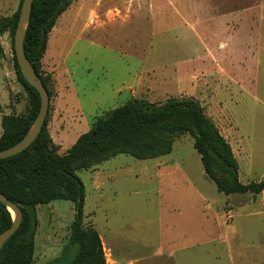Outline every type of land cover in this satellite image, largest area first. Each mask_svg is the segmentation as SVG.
I'll use <instances>...</instances> for the list:
<instances>
[{"label": "rangeland", "instance_id": "1", "mask_svg": "<svg viewBox=\"0 0 264 264\" xmlns=\"http://www.w3.org/2000/svg\"><path fill=\"white\" fill-rule=\"evenodd\" d=\"M19 2L0 0V18ZM2 41L0 135L3 113L31 107L8 32ZM41 72L59 153L134 98L194 97L230 141L241 181L264 179V0H74ZM78 175L84 225L99 232L107 264H264V191L220 192L189 134L166 155L120 154ZM36 210L33 264H45L67 243L76 205Z\"/></svg>", "mask_w": 264, "mask_h": 264}, {"label": "trees", "instance_id": "2", "mask_svg": "<svg viewBox=\"0 0 264 264\" xmlns=\"http://www.w3.org/2000/svg\"><path fill=\"white\" fill-rule=\"evenodd\" d=\"M74 0H35L25 36V53L49 90L41 65L49 35L58 18ZM23 0L11 16L0 18L1 36L8 32L14 51L19 81L30 97L27 114L2 116L0 150L19 142L32 127L41 107L39 91L23 76L15 52V32ZM49 115L42 131L24 151L0 160V191L23 210L18 230L4 243L0 264H33L38 225L37 206L54 200L75 203L71 233L60 255L45 264H107L101 236L94 227L84 225L86 187L78 171L89 170L120 154L151 159L173 150L177 136L189 134L201 155L206 175L227 195L264 191V179L244 183L240 165L230 141L194 97L169 98L150 102L134 98L98 117L64 153L48 128ZM13 213L0 201V234L13 224Z\"/></svg>", "mask_w": 264, "mask_h": 264}, {"label": "water", "instance_id": "3", "mask_svg": "<svg viewBox=\"0 0 264 264\" xmlns=\"http://www.w3.org/2000/svg\"><path fill=\"white\" fill-rule=\"evenodd\" d=\"M34 1L35 0H23L20 9L19 21L15 32L14 44H15L16 56L21 71L23 73V76L32 86H34L39 91L41 97V107L32 127L29 129L26 135L19 142L12 145L11 147L0 150V160L14 156L24 151L26 148H28L42 131L49 113V105H50L49 91L46 85L44 84L41 76L39 75L33 64L30 62V60L28 59L24 47L25 36L31 19V13H32ZM0 201L6 204L9 210L13 213V217H14L13 224L0 234V254H1V250L4 243L20 227L24 214L22 208L19 205H17L15 202L10 200L1 191H0Z\"/></svg>", "mask_w": 264, "mask_h": 264}, {"label": "crops", "instance_id": "4", "mask_svg": "<svg viewBox=\"0 0 264 264\" xmlns=\"http://www.w3.org/2000/svg\"><path fill=\"white\" fill-rule=\"evenodd\" d=\"M2 38H3V35L1 36L0 43H2V42H3V41H2ZM4 43H5V41H4ZM14 104H15V103H14ZM4 114H9V113H3V115H4ZM3 115H2V116H3ZM2 131H3V130H2ZM53 140H54V139H53ZM54 142H55V140H54Z\"/></svg>", "mask_w": 264, "mask_h": 264}]
</instances>
